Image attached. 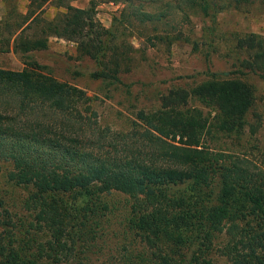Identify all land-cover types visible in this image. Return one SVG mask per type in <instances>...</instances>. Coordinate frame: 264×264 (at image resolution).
Here are the masks:
<instances>
[{
    "label": "trees",
    "instance_id": "1",
    "mask_svg": "<svg viewBox=\"0 0 264 264\" xmlns=\"http://www.w3.org/2000/svg\"><path fill=\"white\" fill-rule=\"evenodd\" d=\"M118 1L124 24L159 22L170 15L144 11L141 0ZM249 1L180 3L186 9L201 3L223 9ZM174 7L181 10L179 1ZM63 8L61 17L48 21L31 11L10 10L0 20V53L26 55L45 50L50 37L72 41L79 56L95 60L99 70L92 78L116 82L119 66H127L129 58L114 50L107 53L110 48L102 40L107 31L94 20L92 1L85 9ZM32 26L35 32L28 33ZM261 42L254 35L238 41L252 52V58L242 62L243 69L263 73ZM23 65L20 71L0 68V170L2 163H9L8 181L31 184L43 196L24 202L33 213L29 223L33 234L11 241L0 238V264L68 261L72 245L88 241L99 224L93 221L84 231L67 236L63 210L55 202H46L44 195L91 189L115 191L132 199L130 208L136 217L131 226L151 249V264H211L203 255L210 253L219 235L224 240L218 252L227 264H264V172L251 171L242 159L199 145L197 136L204 121L200 114L183 109L189 99H195L216 111L218 130L237 132L252 101L246 85L212 79L189 91L170 90L161 99L162 110L138 112L139 130L124 134L100 129L78 111L88 101L82 90L58 82L34 62ZM215 178L217 192L210 207L204 195L175 196L165 190L183 184L194 190ZM87 207L90 221L94 215ZM200 209L207 214L194 216Z\"/></svg>",
    "mask_w": 264,
    "mask_h": 264
},
{
    "label": "rangeland",
    "instance_id": "2",
    "mask_svg": "<svg viewBox=\"0 0 264 264\" xmlns=\"http://www.w3.org/2000/svg\"><path fill=\"white\" fill-rule=\"evenodd\" d=\"M90 1L94 4V20L107 31L102 39L110 48L107 53L114 50L129 58L127 66H119L116 82L107 84L92 78L91 74L99 70L95 60L79 56L76 43L55 37L48 38L45 50L26 55L0 53V68L20 71L26 62L44 67V72L55 80L82 90L88 97L78 108L83 116H89L100 129L124 134L139 130L138 112L153 114L162 110L161 99L170 90L189 91L212 79L240 81L249 88L252 101L237 132L218 130L216 111L195 99H189L183 109L189 114H200L204 121L197 136L199 145L208 151L242 159L251 171L264 172V71L254 73L241 67L243 61L252 58V52L238 43L254 35L264 46V0H250L223 9L204 3L186 9L181 0H141L146 12L170 13L159 22L142 25L122 23L119 19L122 5L118 0H1L0 20H5L12 10L20 14L31 11L48 21L61 17L64 6L85 9ZM178 1L181 10L174 7ZM31 32H35L33 26L28 33ZM10 169L9 163L1 164L0 238L4 241L33 234L29 229L33 213L25 209L24 202L42 195L31 184L16 185L8 181L6 174ZM165 190L175 196L204 195L210 207L217 183L215 178L208 186L194 190L190 184L169 186ZM44 198L63 210L69 237L77 230L84 231L88 223L99 224L93 227L94 234L88 241L82 239L83 242L72 245L68 261L60 264L152 263L151 249L131 226L136 214L130 208L129 196L91 189L75 194L50 193ZM86 206L94 215L90 221L87 220L90 213L86 215L84 210ZM205 211L200 209L194 216L200 212L206 215ZM40 236L37 234V238ZM223 240L224 236L219 235L210 253L203 255L211 264H227L218 252ZM192 254L195 256L197 251Z\"/></svg>",
    "mask_w": 264,
    "mask_h": 264
},
{
    "label": "crops",
    "instance_id": "3",
    "mask_svg": "<svg viewBox=\"0 0 264 264\" xmlns=\"http://www.w3.org/2000/svg\"><path fill=\"white\" fill-rule=\"evenodd\" d=\"M0 2H1V0H0ZM1 3H0V16L2 15V12H3V9L1 8Z\"/></svg>",
    "mask_w": 264,
    "mask_h": 264
}]
</instances>
